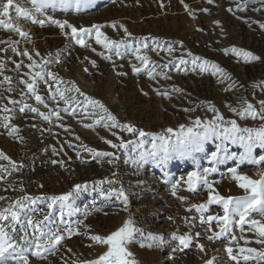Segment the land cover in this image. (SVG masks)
<instances>
[{
	"label": "rangeland",
	"instance_id": "obj_1",
	"mask_svg": "<svg viewBox=\"0 0 264 264\" xmlns=\"http://www.w3.org/2000/svg\"><path fill=\"white\" fill-rule=\"evenodd\" d=\"M4 2L6 0H0V3ZM17 4L32 9L30 0H13L8 17H0L18 24L22 31L28 33V37H22L15 31L0 27V108L7 105L11 109L8 113L0 111V152L9 158L0 159V197H5L0 200V210L21 197L29 196L44 197L33 207L42 208L47 213V197L70 192L76 184L87 185L74 200L73 208L78 211L66 215L63 224L58 205L53 209L54 226L63 229L68 225L81 235L66 237L58 251L45 254V259L29 254L30 264H87L95 261L107 251V247L93 244L88 236H107L129 218L145 235H160L167 242L162 248L141 247V243L147 245L150 241L137 237V242L128 245V249L138 264H206L208 260H213L214 264H237L229 258L226 247L233 248L239 264H264V259L258 255L264 252V244L256 242L264 237H260L250 224H244L243 232L239 225H234L227 236L208 239L220 228L213 222L210 232L209 225L200 223V213L195 208L186 211L192 205L207 200L204 188L189 192L182 182L177 196L185 197L186 202L182 203L172 195L171 184L181 177L186 179L187 173L194 170L192 160L177 158L161 166H157L151 157L141 161L142 154L153 150V136L171 137L174 141L176 134L181 132V125L187 129L194 127L197 118L201 124L213 120L216 116V112L210 110L213 107L225 121L235 120L241 128L257 129L264 125V120L241 119L237 114L245 107V100L259 111V101L264 99V28L261 27L264 24V0H213L211 4L207 0H183V3L181 0H90V5L79 12L74 7L67 12L48 10V15L57 20H67L77 28L101 25L100 31L108 39L121 42L118 49L97 44L95 32L86 38L90 47H81L55 25L46 22L41 27L30 19L17 18ZM37 18L43 19L38 15ZM114 22L122 24L131 35H125L119 26L112 28L110 25ZM66 31L70 33V29ZM144 44L148 47H143ZM169 46L171 52L167 50ZM138 47V54L149 59L147 68L136 59L134 49ZM13 48L17 51L14 52ZM232 48L251 52L261 60L245 63L242 56L231 51ZM117 50L120 55H116ZM24 51L42 67L29 69L27 65L32 61L18 54ZM105 56L111 59H105ZM193 57L218 65L226 75H213L214 69L210 66L201 71L199 61L197 65L192 63ZM181 60L185 63L181 64ZM91 61L96 62L95 66ZM17 64L22 67L17 69ZM133 66L141 71L134 73ZM150 69H154L152 77L147 74ZM42 70L59 77L58 81H53L45 76L47 83L45 79L38 80V94L47 107L37 103L20 83L21 78L28 79L25 73ZM4 76L11 77L12 91H8L9 83L4 81ZM57 88L64 92V99L56 93ZM9 98L16 104H9ZM87 98L103 104L120 124H130L152 135L140 137L138 133H129L119 127L105 128L96 124L95 121L106 117L107 113L90 104ZM24 104L37 108L38 112L28 109L20 112ZM53 112H59L60 118L57 119ZM40 113L49 115L50 120H45ZM5 115L9 121L3 119ZM104 122L111 125L110 121ZM5 123L19 131L9 135V129L3 126ZM85 124L93 127L86 128ZM223 126L230 127V124ZM169 128L172 133L167 132ZM105 140L115 144L123 140L127 148H112ZM219 142L215 139L208 142L205 151L197 154L202 167L210 166L208 157ZM156 143L160 141L156 140ZM84 146L114 155L95 157ZM228 148L232 152L242 151L231 143ZM261 154L264 150L254 152L257 158ZM109 159L114 163L109 164ZM60 161H63V166ZM229 167H235L233 161L220 165L219 172L213 173L209 179L220 181L215 187L224 196L246 195L230 178ZM238 171L259 179L257 173L264 172V164L245 163ZM98 181L104 183L97 184ZM121 187L129 198L127 211L123 210V204L115 195L111 199L106 198L112 189ZM208 214L223 215V212L219 205H210L205 216ZM169 216L173 219L169 220ZM185 218L194 226H186ZM248 219L264 222V217L256 213ZM8 223L0 221L5 227ZM197 232L199 237L195 236ZM172 233H188L193 237L192 243L184 251L174 252L178 241L172 240ZM197 243L204 245L203 252L196 247ZM240 248L257 251L241 253ZM245 255L254 258L245 261Z\"/></svg>",
	"mask_w": 264,
	"mask_h": 264
},
{
	"label": "snow or ice",
	"instance_id": "obj_2",
	"mask_svg": "<svg viewBox=\"0 0 264 264\" xmlns=\"http://www.w3.org/2000/svg\"><path fill=\"white\" fill-rule=\"evenodd\" d=\"M113 2H115V0H113ZM207 2L211 4L213 3V0H207ZM30 3L32 5L31 10L22 8L19 4L15 5L17 18L23 17L25 19H30L32 23L38 24L41 27H44L46 22L55 25L60 29L63 35L66 37L70 36V38L75 40L76 44L81 47H90V45L86 43V38H90L93 32H95V42L97 44H102L105 48L115 47L116 49L120 46L121 42L108 39V37L100 31L102 27L101 25H92L90 28H77L67 20H57L53 16L47 14L49 9L52 11L59 9L67 12L73 7L79 12L81 9L87 8L90 5V0H30ZM181 3H183V0H181ZM12 5L13 0H6V2L0 3V17H8L9 8ZM185 8L187 9L188 6L185 5ZM203 11L207 12L208 10L204 9ZM189 14L192 15L191 12H189ZM37 15L43 17V19H38ZM110 26L114 29L119 26L124 29L125 35H131L127 28L122 24L118 25L114 22ZM0 27L15 31L22 37H28L27 32L22 31L18 24H13L10 20L0 19ZM261 27L264 28V24H262ZM66 29H70V33L67 32ZM143 47L146 48L148 45L144 44ZM12 50L14 52L17 51L16 48H13ZM167 50L171 52L172 48L169 46ZM93 51H95V49H93ZM231 51L237 56H242L245 63L261 60L260 56L254 55L248 51L238 50L236 48H232ZM134 52L137 54L136 59L142 63L144 68H147L149 64L148 57L138 54L140 52L139 47L134 49ZM18 54L27 56L28 59L32 61V63L27 65L29 69L42 67L33 60L32 56L29 55L27 51ZM36 55L39 56L40 53L37 52ZM100 55H103V53H100ZM116 55H120L118 50L116 51ZM189 55L191 56V53H189ZM104 58L111 59L110 56H105ZM198 61L200 62L198 66L201 71H206L210 66L214 69L212 73L213 75H226L224 69L220 68L218 65L210 64L207 60L201 61L200 57L192 58V63L194 65H197ZM91 63L93 66L96 64L95 61H91ZM180 63L183 64L185 61L181 60ZM16 67L19 69L22 65L17 64ZM164 67H167V65ZM85 71H87V69H85ZM132 71L138 73L141 69L133 66ZM153 72L154 69L148 70V76L152 77ZM120 75H124V73H120ZM24 76L28 77V79L21 78L20 83L25 86L27 92L31 93L39 104H44V99L38 94V80L45 79V76L51 77L53 81L59 80L58 76L51 72H45L44 70L25 73ZM228 78L230 79L231 77ZM4 81L9 83L8 91H12L11 77L4 76ZM45 82L47 83L46 79ZM73 87L75 88V86ZM75 91L79 92V89L75 88ZM177 91H179V89H177ZM56 93L61 99H64L65 94L61 89L57 88ZM81 95H83V93H81ZM164 95L166 96L167 93H164ZM53 99H55V97H53ZM87 99L90 104L98 106L107 113L106 117H101L96 120V124H102L105 128H108L109 126L112 128L119 127L129 133H138L140 137L152 135L150 133H145L142 129H136L130 124H120L116 120V117L108 112L103 104L99 101L92 100L91 98ZM64 102L67 103L68 101L64 100ZM8 103L14 105L16 104V101L9 98ZM244 104L245 107L243 110L237 113L241 119L251 117L252 119L259 118L264 120V99L259 101V111H257L255 106L247 100L244 101ZM44 106L47 107L46 104H44ZM25 109L34 113L38 112L37 108L28 104H24V106L20 108V112H24ZM210 110L216 112V116L213 120L201 124L200 119L197 118L194 121V127L187 129L181 125V132L176 134V139L174 141L171 137L153 136V150L142 154L141 161L146 157H151L156 162L157 166L164 165L170 160L177 158L193 161L195 164L194 170L187 173L186 179L181 177L179 180L172 183L171 193L173 196H177V189L182 182L187 185V190L189 192L195 193L200 187L207 191V200L204 203L194 204L186 209V211H191L192 208H195L196 211L200 213V223L202 225H209L208 231H212L211 226L213 222H215L220 228L219 232H213L211 236H208L209 240H212L214 237L219 238L220 236H227L232 231L234 225H239L241 232H243V226L246 223L255 228L260 237H264V222L255 219H248L253 213L264 217V172L257 173L259 179H252L248 175H243L238 171L240 166L245 163L254 165L264 164V154L259 155L258 158L254 155V152L257 149L264 150V125L257 129L241 128L235 120L225 121L224 117L220 115L214 107L210 108ZM230 110L237 112L236 109L230 108ZM0 111L8 113L11 109H9L7 105H4L0 108ZM65 111H67V109H65ZM185 111H189V109H185ZM52 114L55 115L57 119L60 118L59 112H53ZM40 115L43 116L45 120H50L49 115H45L44 113H40ZM3 119L9 121L10 118L5 115ZM105 120L110 121L111 125L104 122ZM224 124H230V127H224ZM3 126L9 129V135H13L19 131L15 126L9 127L8 123H5ZM84 127L92 128L93 125L85 124ZM201 127L203 129L202 131L196 130ZM167 132L172 133L173 130L169 128L167 129ZM113 135H116V133H113ZM77 139H79V137H77ZM117 139H119V137H117ZM214 139L219 140L220 142L216 144L215 151H213L208 157V164L210 166L202 167L197 159V154L203 153L205 151V145ZM156 140H159L160 143L157 144ZM104 142L112 148H127V144L123 140H121L119 144H115L111 140H105ZM128 143H131V141ZM140 143L142 144L143 141H140ZM229 143L238 145L242 151L239 153L230 151L228 148ZM84 147L95 157H113L114 155L112 152H98L95 149L87 148L86 146ZM55 151L56 150L53 149V152ZM79 155V152H77V156ZM0 159L9 158L0 152ZM229 161H233L235 167H229L227 172L230 174V178L236 182L237 186L245 191L246 195L244 196H224L215 187L220 181L209 179L213 173L219 172L220 165L227 164ZM52 163H57V161H52ZM108 163L112 164L114 163V160L109 159ZM60 164L63 166V161H60ZM221 177L224 178L223 173H221ZM0 179H2V177H0ZM108 182L112 183L111 181ZM96 183L100 184L104 183V181H98ZM40 187L42 188L43 185H40ZM86 187L87 185L76 184L70 192L58 196L53 195L47 197V213H45L42 208L33 207V205L37 204V201L45 199L44 197L29 196L21 197L10 204L8 208L0 210V221L9 222L7 227L0 224V264H30L29 254L38 259H45V254H55V252L58 251L66 237L70 239L74 235H81L80 232L73 229L71 226L65 225L63 229L54 226L55 221L53 219V209L58 205L59 218L63 224L66 215H71L73 211H78V209L73 208V203L80 191ZM21 191H23V189H21ZM113 195H115L116 199L123 204V210L127 211L129 198L124 189L122 187L119 190L112 189L106 194V198L111 199ZM3 199H5V197H0V200ZM177 199L182 203L186 202V198L183 196H177ZM210 205H219L222 209L223 215L208 214L205 216V213L209 212ZM97 211H100V209H97ZM105 215H107V213H105ZM237 217L239 219H236ZM168 219L172 220L173 218L169 216ZM185 223L186 226H194L187 218H185ZM195 236L199 237L200 233H195ZM137 237L142 240L147 239L150 241L147 245L141 243V247L162 248L167 244L163 236L154 235L152 233L145 235L144 231L136 227L134 222L129 218L128 220H125L119 229L107 236L99 234L88 236L93 244L106 246L107 251L100 255L97 260L89 261L87 264H138L133 253L128 249V245L137 242ZM232 239L235 240V236H233ZM172 240L178 241L177 247L173 249L174 252L184 251V249L188 248L192 243L193 237L188 233L182 235L172 233ZM256 242L264 244V239H259ZM91 246L92 245H89V247ZM196 247L201 252L205 250L203 244L197 243ZM69 251H71V249H69ZM225 251L231 260L236 261L237 264H239L237 256L233 254L232 247H226ZM239 251L241 253L247 251L251 254L255 253L257 250L253 248H240ZM258 255L260 259H264V252H260ZM253 258L254 257L251 255H245L243 257L245 261ZM206 264H214V261L208 260L206 261Z\"/></svg>",
	"mask_w": 264,
	"mask_h": 264
},
{
	"label": "trees",
	"instance_id": "obj_3",
	"mask_svg": "<svg viewBox=\"0 0 264 264\" xmlns=\"http://www.w3.org/2000/svg\"><path fill=\"white\" fill-rule=\"evenodd\" d=\"M21 188H22V187H21ZM25 190H26V189H25ZM23 193L28 194L27 191H23ZM40 193H41V194H44V192H42V191H41Z\"/></svg>",
	"mask_w": 264,
	"mask_h": 264
}]
</instances>
